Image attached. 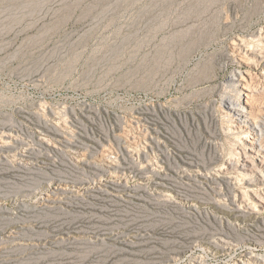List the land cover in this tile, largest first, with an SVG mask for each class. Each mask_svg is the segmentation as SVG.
<instances>
[{
    "label": "rangeland",
    "instance_id": "374dc122",
    "mask_svg": "<svg viewBox=\"0 0 264 264\" xmlns=\"http://www.w3.org/2000/svg\"><path fill=\"white\" fill-rule=\"evenodd\" d=\"M263 36L264 0H0V126L37 139L71 137L77 124L119 147L144 114L166 135L169 186L139 189L136 202L98 194L36 208L48 177H83L75 152L0 156V264H234L259 251L264 214L229 209L198 171L251 154L223 99L231 74L249 67L233 40L259 46ZM260 93L252 116L263 108ZM171 149L192 162L190 175L174 171ZM121 231L133 236L125 248ZM221 231L245 243L214 253L208 242ZM11 234L16 244L4 243Z\"/></svg>",
    "mask_w": 264,
    "mask_h": 264
},
{
    "label": "bare ground",
    "instance_id": "6f19581e",
    "mask_svg": "<svg viewBox=\"0 0 264 264\" xmlns=\"http://www.w3.org/2000/svg\"><path fill=\"white\" fill-rule=\"evenodd\" d=\"M261 39L264 41V36ZM232 44V51L243 55L246 60L242 57L240 59L249 67H243L231 74L226 86L232 93L224 96L223 106L226 108L225 113L231 115L230 120L233 119L243 133L242 137L248 141L251 154L243 152L236 158L224 160L211 170L198 171V175L204 183L228 202L229 209L264 214V105L258 110L257 115H250L252 99L259 92H264V42L256 46L238 37ZM253 80L257 82V85L248 86ZM24 117L27 116L24 115ZM131 121L134 131L129 129L125 131L124 144L119 147L102 144L99 140L82 132L77 124H73L71 137L67 138L61 132H56L54 137L51 136L52 138L38 137L37 139L26 138L23 131L14 128V125L0 126V156L13 160L30 157L33 160L35 150L47 146L75 152L74 165L85 172L83 177L79 181L60 176L48 177L41 182L43 192L40 196L37 195L39 197L34 204L36 208H64L71 204L74 198L98 194L133 201L139 189H151L150 191L159 193L169 186L167 185V165L161 157L167 149L164 131L161 128L152 127V122L141 113ZM168 155L170 160L173 158L172 160L175 161L173 164L176 173L184 172L190 175L186 163L192 164V162H189L187 156L177 149H171ZM168 192L167 195L180 199L173 191ZM5 211L6 209L0 206V219L7 218ZM131 237L133 236L127 235L126 232H119L117 239L120 247L125 248L131 242ZM17 240L18 236L11 234L3 239V242L16 244ZM208 243L212 252L220 253L233 251L245 241L237 242L229 234L221 231L216 233ZM29 245L39 246L36 243ZM262 246H264L262 243H258L259 251H245L234 264H264V250L260 251ZM6 248L7 245L4 246L3 252ZM227 264L231 263L227 262Z\"/></svg>",
    "mask_w": 264,
    "mask_h": 264
}]
</instances>
